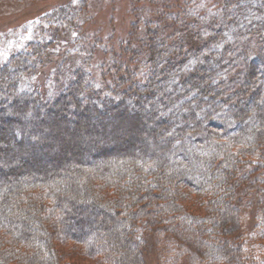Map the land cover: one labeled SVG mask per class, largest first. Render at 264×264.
I'll return each mask as SVG.
<instances>
[{"label": "trees", "instance_id": "obj_1", "mask_svg": "<svg viewBox=\"0 0 264 264\" xmlns=\"http://www.w3.org/2000/svg\"><path fill=\"white\" fill-rule=\"evenodd\" d=\"M145 2L131 0L118 50L103 47L102 84L89 69L97 48L77 40L68 54L82 67L41 91L59 57L52 35L0 67V264H68L50 221L107 264H145L148 237L172 264H247L244 204L264 236V0ZM47 17L56 35L77 28L69 9ZM39 189L50 207L31 197ZM195 197L205 216L186 208Z\"/></svg>", "mask_w": 264, "mask_h": 264}, {"label": "rangeland", "instance_id": "obj_2", "mask_svg": "<svg viewBox=\"0 0 264 264\" xmlns=\"http://www.w3.org/2000/svg\"><path fill=\"white\" fill-rule=\"evenodd\" d=\"M142 1H144L143 5L148 4L145 0ZM157 1L164 2V0ZM167 1L173 3L175 0ZM61 8L69 9L71 17L77 15L75 22L77 28L71 33L64 31L56 35V31L48 28L47 16ZM134 11L135 9L131 8V0H0V67L6 63L10 55L24 50L36 37H40L42 34V36L50 38L49 36L52 35L59 41V57L54 58L52 63L38 74L36 84L41 91L55 89L59 85L58 83H66L72 78L74 71L82 67L81 58L78 59L76 56L68 54L75 50L74 46L76 44L74 45V43L77 40L86 49L97 48L93 64L89 69L96 81L102 84L104 80H102L101 67L111 62L110 57L103 52V47H108L107 49L110 52L113 47L118 50V43L126 40L132 31L133 20L135 19ZM140 14H142L141 11ZM147 15L148 13L140 15L142 24H144V19H146ZM100 49L101 52L98 51ZM114 78L115 76L112 75L111 78H106L105 81L111 85L114 82ZM58 80H61V82ZM132 109L133 112H136L134 110L142 111L144 121L146 120L144 127L155 124V117L151 116L152 114L146 110L144 111L143 106H139V108L134 106ZM130 114H132V111ZM144 127L142 128L143 130L145 129ZM75 132L69 130L66 134L61 135L65 145L71 146L70 139L73 135L76 136ZM128 136L127 134L124 137L125 145L134 144L136 142L134 137L130 139ZM155 140H157V144H160L159 142L164 144L163 141L166 139L161 134ZM145 145L146 143L144 142L138 143L140 148ZM60 148H63V146L60 145ZM39 160L43 159L40 158ZM43 192H45L44 189H39L31 197L37 200L43 199L42 204L50 207L51 199L47 198L48 193L44 194ZM200 200L201 198L195 197L188 203L186 202L185 205L194 214L205 216L207 209L205 210L202 207V200ZM246 207L247 205L244 204L240 217V233L245 245L243 260H246L247 264H264V236H262L259 227V225L262 226L261 215H258L255 209ZM94 223L96 226L100 223L99 217L94 220ZM50 225L53 232L58 230V245L61 251L66 253L68 264H107L103 258L89 256L84 246L68 242L67 237L63 236L60 231L59 224L55 225L53 221H50ZM146 243L148 251L145 264H172L168 259L170 257L176 259V255L169 256L160 253L163 246H158L157 238L148 237L146 238ZM132 255H134L133 252L129 256L130 261L132 260ZM132 262L131 264H133ZM173 264H193V261H191L189 256L183 255L178 262ZM207 264H211L210 261Z\"/></svg>", "mask_w": 264, "mask_h": 264}]
</instances>
